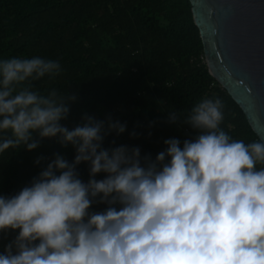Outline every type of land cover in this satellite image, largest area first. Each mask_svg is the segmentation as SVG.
Listing matches in <instances>:
<instances>
[{"label": "clouds", "instance_id": "clouds-1", "mask_svg": "<svg viewBox=\"0 0 264 264\" xmlns=\"http://www.w3.org/2000/svg\"><path fill=\"white\" fill-rule=\"evenodd\" d=\"M61 72L57 60L39 56L0 59V156L35 149L34 134L76 150L71 163L55 154L29 186L0 195V232L19 230L0 264H264V140H234L221 127L219 97L186 114L170 110L169 122L198 134L165 139L152 159L135 146L103 147L126 130L111 117L62 125L75 96L32 88ZM93 203L107 207L93 212Z\"/></svg>", "mask_w": 264, "mask_h": 264}, {"label": "trees", "instance_id": "trees-1", "mask_svg": "<svg viewBox=\"0 0 264 264\" xmlns=\"http://www.w3.org/2000/svg\"><path fill=\"white\" fill-rule=\"evenodd\" d=\"M33 56L57 60L62 67L53 79L33 81V90L55 88L75 96L67 101L62 125L71 130L85 115L126 125L125 132L105 137V148L135 146L141 157L154 159L167 147L165 139L182 143L198 134L188 124L169 122L170 110L186 114L200 99L215 97L224 103L221 127L234 140L260 139L210 73L190 0H0V59ZM34 138L39 140L35 149H9L0 156V195L29 186L55 154L70 163L76 155L73 145H62L58 137ZM77 171L87 182L89 164L82 162ZM106 207L93 203L90 211ZM18 231L0 232V253Z\"/></svg>", "mask_w": 264, "mask_h": 264}, {"label": "water", "instance_id": "water-1", "mask_svg": "<svg viewBox=\"0 0 264 264\" xmlns=\"http://www.w3.org/2000/svg\"><path fill=\"white\" fill-rule=\"evenodd\" d=\"M210 73L264 140V0H190Z\"/></svg>", "mask_w": 264, "mask_h": 264}]
</instances>
